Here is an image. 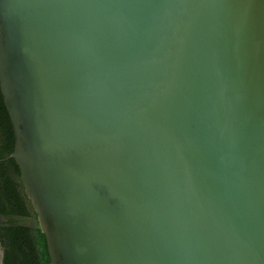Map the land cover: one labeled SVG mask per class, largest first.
Segmentation results:
<instances>
[{
  "label": "water",
  "instance_id": "obj_1",
  "mask_svg": "<svg viewBox=\"0 0 264 264\" xmlns=\"http://www.w3.org/2000/svg\"><path fill=\"white\" fill-rule=\"evenodd\" d=\"M0 94L49 264H264V0H0Z\"/></svg>",
  "mask_w": 264,
  "mask_h": 264
},
{
  "label": "trees",
  "instance_id": "obj_2",
  "mask_svg": "<svg viewBox=\"0 0 264 264\" xmlns=\"http://www.w3.org/2000/svg\"><path fill=\"white\" fill-rule=\"evenodd\" d=\"M14 143L12 127L4 108L0 94V212H8L13 215L28 217L34 216L29 201L23 194L22 186L18 180V168L14 161L9 158ZM28 238L32 248L39 249L40 260L48 264L44 237L38 226H35V235L32 228L16 227Z\"/></svg>",
  "mask_w": 264,
  "mask_h": 264
},
{
  "label": "flooded vegetation",
  "instance_id": "obj_3",
  "mask_svg": "<svg viewBox=\"0 0 264 264\" xmlns=\"http://www.w3.org/2000/svg\"><path fill=\"white\" fill-rule=\"evenodd\" d=\"M27 218L32 219L33 226L25 223ZM35 226H38L35 213L34 216L22 217L0 212V264H44L40 260L39 249L36 246L32 248L23 231L16 229V227L32 228L31 235H35Z\"/></svg>",
  "mask_w": 264,
  "mask_h": 264
},
{
  "label": "rangeland",
  "instance_id": "obj_4",
  "mask_svg": "<svg viewBox=\"0 0 264 264\" xmlns=\"http://www.w3.org/2000/svg\"><path fill=\"white\" fill-rule=\"evenodd\" d=\"M25 223L27 224V225H31V226H33L34 225V222L32 221V219L30 218H27L26 220H25Z\"/></svg>",
  "mask_w": 264,
  "mask_h": 264
}]
</instances>
